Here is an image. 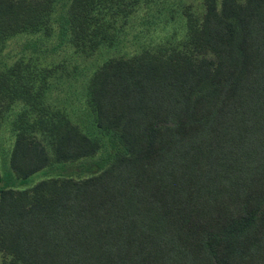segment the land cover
Listing matches in <instances>:
<instances>
[{
  "label": "trees",
  "instance_id": "16d2710c",
  "mask_svg": "<svg viewBox=\"0 0 264 264\" xmlns=\"http://www.w3.org/2000/svg\"><path fill=\"white\" fill-rule=\"evenodd\" d=\"M201 4L0 0L1 45L47 33L53 12L59 38L86 54L116 43V16L141 6L183 27L93 70L86 104L110 151L81 177L7 184L71 169L101 141L45 104L49 70L23 58L0 67V120L21 103L0 177L2 264H264V0Z\"/></svg>",
  "mask_w": 264,
  "mask_h": 264
},
{
  "label": "rangeland",
  "instance_id": "374dc122",
  "mask_svg": "<svg viewBox=\"0 0 264 264\" xmlns=\"http://www.w3.org/2000/svg\"><path fill=\"white\" fill-rule=\"evenodd\" d=\"M201 1L187 0L191 9L197 13L202 10ZM136 10L125 18V22H122L121 15L116 16V25L122 23L116 37L119 40L117 39L116 43L109 47L99 46L89 54L75 52L66 38H59V28L54 20V12L47 33L42 31L18 33L8 38L3 45L0 44V67L11 65L14 60L23 58L24 61H30L29 63L35 65L29 68L37 75L42 68L49 70L43 90L45 104L52 109L57 107L64 110L71 121L77 123L83 131L97 135L101 141V148L94 157L80 160L77 166L71 169L68 167L66 169L45 168L32 174L24 183H18L11 177L10 180L7 179V184L24 188L42 178L58 174H68L73 177L85 176L106 158L110 151L108 138L97 133L92 113L86 104L85 88L89 76L102 61L110 57L125 58L138 53L143 47H154L166 39L173 41L183 36V27L179 26L178 16L170 19L168 14L156 12L153 9L148 10L142 6ZM35 85L37 86V82ZM20 108L21 103L15 101L0 120V177L2 178H6L9 173L7 159L14 138L11 121ZM1 183H3L2 179L0 185ZM2 259L0 253V264Z\"/></svg>",
  "mask_w": 264,
  "mask_h": 264
}]
</instances>
